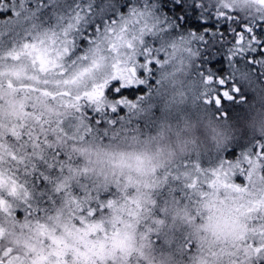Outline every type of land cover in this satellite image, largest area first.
<instances>
[{"label":"clouds","instance_id":"clouds-1","mask_svg":"<svg viewBox=\"0 0 264 264\" xmlns=\"http://www.w3.org/2000/svg\"><path fill=\"white\" fill-rule=\"evenodd\" d=\"M261 41L264 0H0V261L264 264Z\"/></svg>","mask_w":264,"mask_h":264},{"label":"snow or ice","instance_id":"snow-or-ice-1","mask_svg":"<svg viewBox=\"0 0 264 264\" xmlns=\"http://www.w3.org/2000/svg\"><path fill=\"white\" fill-rule=\"evenodd\" d=\"M11 15L12 16H18L19 12L16 9L15 4L12 5L11 9H10ZM257 42L255 41L254 38L249 37L248 39V47L252 48L254 47V45ZM261 47H264V41L259 42ZM233 47L229 48L228 52H229V56L228 58L231 59L233 55H235L238 52H243L244 51V36L243 35H238L235 36L233 41H232ZM206 79L209 83H218L220 86L224 85V79L223 78H217L215 75L212 74V70L211 68L208 69V74L206 76ZM131 83V81L129 82ZM117 91H119V89H117ZM232 91H237V89L233 88ZM222 96L225 100H232L233 97L230 94V92L228 90H224L222 92ZM207 102V101H206ZM121 104H125L127 103L125 100H121L120 101ZM215 103L217 106H220L221 104V100L220 98H216ZM136 106L134 104H129V109H133ZM53 243L57 245V247L59 248V244L60 242L57 241L55 238H53ZM67 247V246H65ZM54 254L59 258L60 256L63 255L62 251H55ZM0 264H3L2 261H0ZM34 264H48V256L47 255H38L37 259L34 261Z\"/></svg>","mask_w":264,"mask_h":264}]
</instances>
